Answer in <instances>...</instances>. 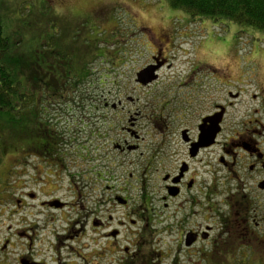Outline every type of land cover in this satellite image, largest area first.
Masks as SVG:
<instances>
[{"label":"rangeland","instance_id":"1","mask_svg":"<svg viewBox=\"0 0 264 264\" xmlns=\"http://www.w3.org/2000/svg\"><path fill=\"white\" fill-rule=\"evenodd\" d=\"M0 7L12 42V57L27 58L37 51L36 60L44 71L46 64L40 62L41 56L48 58L52 51L68 54L69 69L64 66L56 71L64 76L83 72L94 55V47L102 58L88 65L89 78L73 94L46 104L42 114L54 132L62 136V166L42 162L32 151L25 159V155L8 152L2 161L0 264H18L17 260L25 255L40 262L43 251L58 245L51 234L61 233L67 221L80 216L68 210L64 215L55 213L54 221L47 213L40 219V197L72 203L77 200L76 193L82 196L86 209L94 214L103 210L97 217L108 223L109 231L114 228L120 232L119 239L108 244L104 260L97 261L94 247L91 254H81L90 264H118L125 258L122 248H133L132 244L143 258L152 246L173 253L175 237L162 233L153 244L147 233L138 234L142 224L132 226L131 221H137L133 212H142L141 192L153 196V166H158L169 149L178 147L186 115L199 113L197 95L204 89L229 88L217 85L214 79L228 77L234 89L264 90V35L231 23L191 19L165 0H0ZM157 55L167 60V67L158 73V82L149 87L139 85L136 74ZM210 105L204 103L201 110L207 111ZM129 145L137 148L129 151ZM154 157L157 158L150 167ZM218 157V151L205 153L204 178L206 184L213 179L217 189L222 190L228 180L226 172L218 167ZM9 170L14 174L8 176ZM158 175L161 177L162 172ZM158 184L162 186L161 180ZM73 186L76 193L72 192ZM32 194L36 201L30 199ZM114 197H125L128 204L121 207L113 203ZM17 200L22 207L15 206ZM107 202L109 205L100 209ZM154 209L158 214L162 211L160 205ZM212 220V214L206 212L205 223ZM119 221L124 223L121 229L116 226ZM163 226L162 223L160 227ZM23 230L34 238L31 248L30 242L17 236ZM90 232L94 240L95 232L100 233L87 228L80 246L88 244ZM6 240L11 243L4 248ZM56 250L58 257L67 254L62 248ZM56 255L57 252L51 254ZM161 258L158 262L151 260L169 264L171 259L165 255ZM181 258L183 264H196L191 257L188 262L186 256ZM259 259L238 255L235 264H264V257ZM211 260L205 264H212ZM70 264L81 263L73 260Z\"/></svg>","mask_w":264,"mask_h":264},{"label":"flooded vegetation","instance_id":"2","mask_svg":"<svg viewBox=\"0 0 264 264\" xmlns=\"http://www.w3.org/2000/svg\"><path fill=\"white\" fill-rule=\"evenodd\" d=\"M159 55L152 57L150 65L159 61L164 62V67H167V60ZM211 77L214 79L218 76ZM158 80L159 74L155 84ZM214 81L217 85L229 88L204 89L202 94L197 95L199 113L196 110L193 111L196 113L186 115L188 120L180 131L178 147L169 149V153L159 159L158 166H153L157 157L151 161L149 166H153L155 173L153 196L149 194L147 197L145 191L141 192L139 208L142 212L136 210L132 214L137 218L136 222L131 221L132 226L142 224L139 235L147 233L153 244L162 233L167 237H175V250L173 253L168 250L160 252L152 246L149 254L143 258L140 250L132 244L133 248H122L125 258L119 260L118 264H155L153 260L160 261L162 255L171 257L169 264H183L182 255L187 257V262L191 257L196 264H205L211 259L212 264H224L225 261L235 264V257L238 255L243 259H247L249 255L260 259L264 257V90L230 88L232 80L228 77L221 76ZM204 103L212 106L207 111L201 110ZM104 107L107 108L108 104ZM111 108L114 109V106ZM212 121L219 122L218 133L212 145L203 147L204 139L200 136V128L206 129ZM117 148L124 151L120 146ZM136 148L135 145H129L126 149L130 151ZM53 150L54 146L51 142L48 143L47 147L40 150V161L51 162L55 167L62 166L59 164L60 160L53 161ZM210 151L219 152L218 167L226 172L228 182L223 185L222 190L217 189L213 179L210 184L205 182L204 156ZM159 172H162L161 177ZM159 180L162 186L158 184ZM72 192L76 193V187L73 186ZM41 193L44 194L43 191ZM30 197L32 201H36L33 194ZM75 198V202L68 203L57 197H40V219L47 213L54 221L55 213L64 215L63 212L68 213V210L77 211L80 216L67 221L66 228L61 233L51 234L58 245H53L54 248L50 245L43 251L40 262L25 255L17 260L18 264H70L73 260L90 264L83 255L91 254L93 247L97 249V261L106 258L108 244L119 239V230L112 228L109 231L108 223H103L97 217L103 210L94 214L83 206L80 194L76 193ZM128 201L125 197H114L113 203L125 207ZM107 204L109 202L102 204L100 209ZM158 205L162 208L160 214L154 209ZM15 206L22 207L21 201L17 200ZM206 212L213 216L210 224L205 223ZM104 214H107L106 210ZM162 223L163 228L160 227ZM123 224L119 221L117 229L123 228ZM87 228L100 233L95 232L97 239L94 240L90 232L88 244L80 246L82 239L86 237ZM102 230L105 232L102 233ZM17 236L30 242L29 248L33 246L34 238L27 231L23 230ZM10 243V240H6L4 248ZM73 245L81 248L73 249ZM58 248L67 251L64 258L60 254L58 257ZM52 252H57V255L51 256Z\"/></svg>","mask_w":264,"mask_h":264},{"label":"trees","instance_id":"3","mask_svg":"<svg viewBox=\"0 0 264 264\" xmlns=\"http://www.w3.org/2000/svg\"><path fill=\"white\" fill-rule=\"evenodd\" d=\"M165 1L172 9L191 19L231 23L264 35V0ZM93 50L94 55L84 65L83 72L72 73L73 76L57 74L56 71L64 66L69 69L70 64L68 54L56 51L50 52L48 58L41 56L40 62L46 64V69L41 71L36 60L37 51L27 58L23 56L24 61L11 56L12 42L0 16V166L5 155L12 151L25 155L22 159L27 157L28 151L39 158L40 150L50 142L54 146L53 161L62 162V136L54 132L42 114L46 104L67 98L89 78L88 65L102 59L96 47ZM12 173L9 170L7 174L10 176Z\"/></svg>","mask_w":264,"mask_h":264},{"label":"water","instance_id":"4","mask_svg":"<svg viewBox=\"0 0 264 264\" xmlns=\"http://www.w3.org/2000/svg\"><path fill=\"white\" fill-rule=\"evenodd\" d=\"M164 62L156 61L155 64L146 66L136 74V82L142 86H147L157 80L158 71L164 66ZM217 121L210 122V126L206 129L201 127V138L204 139L203 147H209L214 143L216 134L218 133Z\"/></svg>","mask_w":264,"mask_h":264},{"label":"bare ground","instance_id":"5","mask_svg":"<svg viewBox=\"0 0 264 264\" xmlns=\"http://www.w3.org/2000/svg\"><path fill=\"white\" fill-rule=\"evenodd\" d=\"M162 39H163V37H162Z\"/></svg>","mask_w":264,"mask_h":264}]
</instances>
